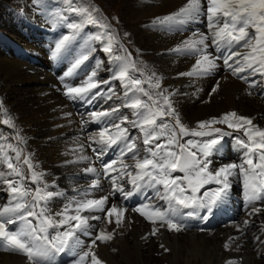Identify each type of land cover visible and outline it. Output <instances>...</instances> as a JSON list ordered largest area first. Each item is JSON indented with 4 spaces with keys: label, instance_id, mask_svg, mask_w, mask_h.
I'll return each instance as SVG.
<instances>
[{
    "label": "snow or ice",
    "instance_id": "snow-or-ice-1",
    "mask_svg": "<svg viewBox=\"0 0 264 264\" xmlns=\"http://www.w3.org/2000/svg\"><path fill=\"white\" fill-rule=\"evenodd\" d=\"M204 2L205 0H186V4L177 12L157 18V22L162 25H185L196 22L202 16L207 20V34L193 33L191 38L175 49L177 52L196 56L192 70L181 75L206 76L218 67L217 60L223 59L224 65L231 69L232 74L246 82L247 77H240V73L250 70V75L258 73L264 76V0H206V8ZM86 23L105 29L91 39L101 42V50L112 55L113 59L123 61L118 75L114 78L120 80L126 89L125 96L128 101L124 107L132 109L136 117L131 122L127 117H123L119 123L101 129L98 133L99 140L94 141L101 145V149L93 151L97 152L99 158L107 148L117 146L120 149L116 160L103 165L105 176H111L113 193L119 191L127 199L135 191L151 188L155 192V198L166 203V208L147 202L132 209L153 225L150 235H156L160 228L177 233L184 231L187 225L182 223L181 209H191L192 211L187 213L188 216H195L199 211H203L204 215H200L199 219L206 221L214 209L227 200L232 178L236 176L242 177L246 204L264 199V130L253 125L252 118L230 111L220 117L197 122L195 129L189 128L182 122L179 110L174 105L172 96L175 93L163 89L159 78L143 81L132 76L130 70L134 69L135 65L126 57L113 55L116 41L108 34L109 26L100 24L90 14ZM68 27L78 31L82 26L70 23ZM69 39L70 37L65 36L56 43L52 53L54 57L62 53ZM235 45H240L246 51H232L223 57L213 56L208 51L211 46L218 49L222 46L232 48ZM90 51L91 49L75 59L69 74L88 60ZM96 75L93 71L81 86L69 87L66 95L81 99L88 97L93 89L100 86L101 82L94 79ZM145 83L148 88L143 87ZM218 88L219 82L212 91L215 92ZM91 115L99 120L110 113L93 112ZM4 123L14 127L10 119H6ZM126 123H131L132 127L140 130L146 155H140L136 139L130 138L129 128L123 126ZM217 124L226 125L235 131H243L247 140L236 138V143L246 150L240 164L231 163L213 170L210 167V158L220 151L224 137L230 135L220 128H215ZM113 129L115 131H112ZM186 136L199 139L183 140ZM2 139L5 142L0 143V159L9 169L3 176L11 178L2 180L7 184L9 200L6 205L0 207V249L25 256L28 264H56V254L66 250L72 252L81 246L82 241L78 233H88V229L92 227L90 220H100L109 225L114 223L117 228L123 226L125 213L129 211L127 207L117 204L108 206V196L89 198L91 189L99 188L98 178L92 180L89 190L80 194L81 198H73L61 212L55 216L51 215L47 210L48 202L62 193L49 191V185L43 180V173L36 172L31 156H25L21 164L22 149L7 143V138ZM162 139L163 143H156ZM129 153L132 163L124 159ZM24 165L27 166L29 175H26ZM84 171L98 176L94 167H87ZM176 172L183 175L174 176L173 173ZM123 177L129 178L128 183L132 185L133 192H125L124 186L117 183ZM28 183L37 186L30 188ZM209 184H215L217 187L201 192V189ZM252 211L259 212L260 209L253 208ZM96 212L104 213V216L84 215ZM17 223V228H9V225ZM113 235V232L105 229L99 230L91 246L79 254L74 264H102L92 249L97 240L107 243ZM224 247L227 249L229 244Z\"/></svg>",
    "mask_w": 264,
    "mask_h": 264
},
{
    "label": "bare ground",
    "instance_id": "bare-ground-1",
    "mask_svg": "<svg viewBox=\"0 0 264 264\" xmlns=\"http://www.w3.org/2000/svg\"><path fill=\"white\" fill-rule=\"evenodd\" d=\"M120 2L122 6L125 7L126 5L127 11L124 13L128 14V17L124 15H122L123 17L121 16L120 21H123L127 28V31H123V33H128L130 36L133 35L136 43L141 46L143 58L139 60L144 63L147 62L152 69H157V74L151 71L149 67L139 70V72L142 71L141 75L143 77L141 76V80L147 81L149 78H159L163 89L175 93V95L172 96V100L175 107L179 110L181 120L184 124L205 121L213 117H220L226 112L235 111L241 116L252 118L253 125L264 130V93L262 97H258L257 91L253 93L250 92L240 81L235 80L232 74L224 73L218 62V67L206 76L192 77L181 75V73H187L192 70L196 62V56L191 53L177 52L175 49L180 46L183 41L191 38L193 33H205V17L202 16L196 22L188 23V25L195 27L193 33L182 28V25H162L157 22V18H163L177 12L186 4V0H122ZM62 12L64 15H69L66 8ZM147 29H150L149 33ZM8 31L11 35L19 37V42L21 44L19 47L22 50H27L29 55H35L40 59L45 56V50L48 51L47 56L49 60L42 61L44 69L35 66L31 67L27 65V63L21 62V59L13 57L10 53H8L11 55L10 59H5L4 54L6 50L2 48H6V46L0 40V89L2 92L6 93L7 103L14 111L22 127L27 131L28 136L31 137V146L34 153L39 163L48 174L47 181L50 186L49 191L62 193V195H57L49 201V212L51 211L52 215L55 216V214L61 212L73 198H81L80 194L84 190L90 189V187L87 186V182L84 180V176H80V173L85 169L87 161L90 162L91 156L88 155V160L82 159V157H85V147L87 144L82 134L74 138L71 137L73 129H71L70 124L75 117L73 115L74 113L71 111L66 101L57 94L55 91L56 89H51L58 87L55 79L57 76L56 72L54 73V67H56L55 69H57L58 72H61V74H59L60 77L65 75L67 71V68L62 69L63 62L58 68L60 58L59 56L54 57L52 55L55 50V44L52 42L51 33L43 30V35L41 31L38 33L41 35H38L37 32L28 30L26 36L20 37L21 35L16 34L14 30ZM127 38L130 39L131 37ZM208 43L210 44L211 42L208 41ZM93 44L96 47L98 45L103 46L99 41H94ZM42 45H44V49ZM130 47L131 44L128 48ZM92 50L93 59L95 55H98L96 53L98 50H100V53L102 51L101 48H97V50L92 48ZM136 53L133 54H135V57L137 56L139 58L140 56ZM113 62L115 61L112 60V65L114 64ZM122 63L123 61L117 63L116 70L113 73L114 77L118 75ZM99 66L100 64L98 68ZM101 69L102 67L99 68V71H102ZM136 69V67L131 69L133 70L132 73H134ZM95 72L97 75L94 79L98 80L102 76V73H98V70ZM258 75L260 77L257 82H260L261 75ZM114 77L113 79L112 77L110 78L112 79L110 80L112 85L110 86V84H107L106 86H114L113 83L115 81L120 83L116 91L110 90L115 92L113 97L116 100L113 99V103L107 104L102 110L108 112L110 109H118V111H112L114 113L111 116L112 123H115V121L117 122L115 117L119 119L127 117L128 121L131 122L135 119L131 118L133 110L124 108V104L128 101V97L125 96L126 89L123 87L121 81ZM86 80L87 77L84 78L83 83ZM218 82L219 88L217 91L213 92L212 89ZM106 86H104V84L101 86L100 84L99 88H96L95 93H101V99L103 98L101 97L103 94L102 92L107 90ZM144 86L145 85H143V87ZM249 92L251 95H249ZM108 118H110V115L107 116V119ZM68 125L70 126L68 127ZM126 125H131V123H126ZM132 128L133 127H131V129L129 128L130 131L136 130L137 134H141L138 128ZM225 128L230 131L227 133L236 137L234 138L235 140L232 139L233 136L223 139L220 151L211 157V167L213 170L227 164L240 163L241 159L239 157L243 151H246L236 143L237 137L247 140V138H244L243 131H235L227 126H225ZM231 152H235V154L232 155ZM146 154L147 153L144 155ZM92 167L97 170L98 176L89 173L87 175L90 178L99 179V188L91 190L89 198L106 196L105 184L102 182L103 173L98 167H95V164H93ZM101 167L103 168V166ZM3 168L4 169L0 168V174L2 176L4 173L8 172L5 170L7 168L4 166ZM3 178L11 177L3 176ZM215 187H217V185L210 184L207 190L214 189ZM241 187H243L242 177H233L230 195L222 204L223 206L225 205L224 207L222 206L224 213L220 214L219 211H216V208L211 214L216 218L211 222L209 218L207 219L208 227L218 220L216 225L218 228L224 230L217 233L212 232V230L207 232L190 231L191 233L186 234L183 232L180 234V232L168 231L167 228H160L158 233L160 232L159 237H162V244L165 245L172 254L167 260L172 264H189L192 261L198 264H229V262L234 264V262L237 263L235 256L239 254L240 248L244 244L249 248L243 256L244 264H258V262L254 260L253 252H251L254 248L250 247L247 242H239V239L243 236V234H241L242 231L233 230V224L235 223H231V219L228 217V214L225 213L228 210L227 206L234 207L236 203L239 204L241 201L245 202V199L239 196V193H242L240 192ZM130 188L132 189V186ZM4 193L6 195L9 194L8 191H4ZM242 194L244 196V192ZM161 201L156 199L155 202L159 203L157 206L166 208V203L163 201L161 205ZM257 202L259 201L257 200ZM259 203L261 204L257 205L261 206V208L264 207V199H260ZM111 204L119 205L118 201L108 197V206H111ZM1 206L0 204V207ZM253 208H255V205H251L247 208V210H250V217L252 218L253 216L257 217L258 220L261 219L263 223L261 227H264V209L259 212H253ZM186 210L189 212L192 211L191 209ZM247 210L245 212H247ZM244 213L240 214V210H237L234 217L237 218V226L242 229L245 226L251 225L247 220L248 214L242 217ZM84 215H98L103 217L104 213H84ZM200 215H204V212L199 211L196 216ZM137 216L139 215L133 211L126 212L123 226L120 228H117L114 223L109 225L100 220H90L89 223L92 227L88 229V233H78L82 241L81 246L72 252L66 250L64 253L67 257L61 261L60 264L75 262L79 254L88 250L93 239L101 229L114 233L110 241L107 243L96 241V248L94 247L92 249L102 261V264H117V260L113 257V249L119 250L120 258L124 264H146L148 260L146 261L143 258L145 250L151 248L157 251L156 244L153 245L154 240L152 241V235H150L153 225L143 216ZM56 218L59 219L60 217ZM222 220L226 221V225L220 224V222L223 224ZM245 221L248 223L245 224ZM18 226L19 223L9 225V228L15 229ZM144 237H147V239H144ZM246 239L248 238L244 237V240ZM261 239L264 240V237ZM251 241H256V237ZM225 244H229L227 249L224 247ZM22 257L24 256L22 255ZM22 257L18 258L11 253L7 254L6 252H0V264H28L25 260L26 257H24V259ZM57 259L58 258H56V260Z\"/></svg>",
    "mask_w": 264,
    "mask_h": 264
},
{
    "label": "rangeland",
    "instance_id": "rangeland-1",
    "mask_svg": "<svg viewBox=\"0 0 264 264\" xmlns=\"http://www.w3.org/2000/svg\"><path fill=\"white\" fill-rule=\"evenodd\" d=\"M27 1H29V0H0V30L1 31L3 30L4 32H6L10 36V32L8 30H11V31L14 30L16 32V34H21L23 36L22 32H24V30H20V28H21V26H24V22L21 25L20 24L21 22L19 23V21L24 19V12H23L24 8H25L26 12H27V9L29 8L28 7L29 3H27ZM30 1L35 2V4L36 3L42 4L41 8H43L45 10H49L51 12L56 11L58 9L59 4L64 2L63 8H66L67 12L69 13L68 16H70L72 18V20H75V21H73V23L80 24L82 26L79 29L78 32H79V34L81 33L83 35V31H84V35L86 37L85 39H87L86 42L90 43L91 50H92V48L96 49V50H97V48H101L102 49L103 46H99V45L97 47L94 46L93 42L95 40H91V37L96 35V34H98V33L104 32L105 29L103 27H100L99 25H92V24L86 23L88 14H90L92 16V18L98 20L100 22V24L108 25L109 26V28L107 29L108 34L112 35L115 38V41H116L114 46H113V55L114 56H120V57H126L127 60L131 64L134 63V65L138 69V71L136 69L134 71V73H132L133 70H131V74L135 78L142 79V77H143L141 75L142 71L139 72V70L144 69L146 67H149V65H148L147 62L144 63V62L139 60V59L143 58L142 49H141V46H139L136 43L133 35L130 36V34H128V33L127 34L123 33V31H127V28L125 27L124 22L120 21L121 20V16L124 15V16L128 17V14L124 13V12L127 11L126 5L124 7V6H122L120 4L121 3L120 1H122V0H119V1L118 0H36V1L35 0H30ZM65 2H68V4L65 3ZM67 6H69V8ZM69 9H70V11L72 13L69 11ZM31 10H32V8H31ZM31 10H30V12H31ZM33 14H34V12H33ZM75 17H77V18H75ZM8 18L14 19L16 24L19 25V26H17V31H16V29L14 27L15 25L13 23V20L8 19ZM33 18H35V17H33ZM39 20H42V19L39 17ZM68 24H70V23H68ZM31 25L38 26L39 24L33 22V23H31ZM41 27L43 28V26H41ZM147 30H148L147 32L149 33L150 29H147ZM12 37L14 39L16 38L14 36H12ZM127 37H131V38L128 39ZM36 38H38V37H36ZM0 40L6 46V48H2V49L6 50V53L4 54L5 59H10L11 55L8 54V53H10L9 51L11 50V47L8 44H11V43L7 44L1 38V36H0ZM16 40H17V38H16ZM19 44H20V42H19ZM19 44H18V46H19ZM130 44H131V47L128 48V46ZM20 46H21V44H20ZM42 48L44 49V45H42ZM96 50H94V51H96ZM47 52L48 51L45 50V56L40 58V59H38L34 55V56H32V58L29 61H27V62L24 61V63H27V65H28V63H31L32 60H35V63H37V64H35L33 66H31V65H29V66H31V67L35 66V67H39L40 68V66L42 65V61L49 60V58L47 56ZM99 52H100V50L97 51V53H99ZM133 53H136L140 57L139 58L137 56L135 57V54H133ZM14 54H16V51L14 52ZM99 55L100 54L94 56L95 62L98 65L100 64L99 68L102 67V69H101L102 71H99V68L97 69L98 73H100V74L102 73V76L97 81L101 82L100 83L101 86L103 84H104V86H106L107 84H110V86H111L112 84L110 83V80H112L113 77H114L111 74V69L113 68L112 60L115 61L116 63H118L120 60L113 59L112 55L111 56L107 55V54L103 53V51H101V55L100 56ZM24 56H26V55H24ZM63 58H64V56H61L60 61L58 63V68L60 67L61 63L63 62ZM64 66H65V64H63L62 69H66V67H64ZM149 69L151 71H153L155 74H157V69H155V68L152 69V67H149ZM58 73L61 74V72H58ZM109 75H112V76H109ZM111 77H112V79H110ZM146 80H147V77H146ZM113 84H114V86H112V87L106 86L107 90L102 92L103 94L101 95V97H103V98L99 99L101 101V103H103L102 105H104V103H105L104 106H106L107 104L109 105L110 103H113V99L116 100L113 97L115 92H112L110 90L116 91V89L118 88L120 83H117V81H115ZM144 85H145L144 86L145 88H148L147 83L144 84ZM55 91L57 92V94H59V95L61 94L60 90L57 91V89H56ZM149 91H151V89H149ZM99 97H100V95H99ZM109 97H111V98L109 99ZM143 98L145 100L147 99L146 97H143ZM92 99L93 98L91 96H89L87 98V100H89V101L92 100ZM124 108L128 109V107H124ZM101 112H104V111L102 110ZM108 112L110 113V118H108L109 124L112 125L113 123L111 121V116L114 113L112 112V109L108 110ZM131 118H135L136 119V117L133 114H132ZM6 119H10L12 121V124H14V127H10L8 124H5L4 121ZM116 119H117V122L115 121ZM115 120H114L115 123H119L121 119H119L118 117H115ZM134 120H132V121H134ZM207 120H209V119H207ZM169 122L174 123V121H169ZM197 122H199V121H196V123H191V124L187 123L185 125H187L191 129H195L196 125H197ZM70 125H68V127L70 126L71 129H73L72 130L73 133H72L71 137L72 138H74L75 136L77 137L79 135V133H78L79 132V126L77 124V121H76L75 117L72 120V123ZM80 126L82 128H84V126H88L92 130H97L102 125L101 124H94V123H90L89 125H85V124L82 123ZM123 126L124 127H128L130 129L132 127V125H126V124H124ZM225 126L226 125H223V124H217L214 127L215 128H220V129H222L225 132H230V131H228L225 128ZM105 127H107V126H105ZM105 127H102L101 129H103ZM130 129H129L130 138H135L136 139V143H137V145L139 146V149H140V155H144L146 152L144 151L145 146L142 143V140H143L142 134H137L136 130L130 131ZM132 129H134V127ZM112 131H115V130L113 129ZM98 133L92 135V139H94V141L99 140ZM0 134L3 136L2 138H7L6 139L7 143H11L13 145H16L20 149H22L21 164L23 163V159H24L25 156H29V155L31 156L32 163L36 166L35 167L36 172L43 173V180H44V182H46L48 184V181H47L48 174L46 173V170L44 169V167L39 163V160L37 159V157H36V155L34 153V150H33L32 146H31V137L28 136L27 131L22 127V125H21L19 119H17V116L15 115L14 111L10 108L9 104L7 103L6 93L2 92L1 89H0ZM230 136L231 135H227V136L224 137V139L226 137H230ZM235 137L236 136H233L232 139L235 140L234 139ZM244 138H247V137H244ZM188 139H199V138H194V137H189V136H186V137L183 138V140H188ZM183 140L181 142H183ZM3 141L4 140L2 139V143H3ZM156 143H163V139L160 140V141H157ZM98 145L101 146L99 143H98ZM85 148H86L85 149L86 153H85L84 156L88 157V155H90V154H89V152L87 150V146ZM9 154L10 155H14L13 153H9ZM129 154H131V153H129ZM231 154L234 155L235 152H233V153L231 152ZM106 158H110V156H107ZM91 160H90V162L87 161V163L85 164V166H86L85 169L87 167H92L93 164H91ZM219 160H221V159H219ZM95 167H97V166L95 165ZM210 167H211V165H210ZM98 169H100L101 172L104 174V169L102 167L98 166ZM211 169H212V167H211ZM24 170H25L26 175H28L27 166L26 165H24ZM80 174H81L80 176H84V180L87 182V186L90 187V184H91L93 178H90L87 175L88 173H86L84 171V169H83L82 173H80ZM180 175H183V174L179 173V172L174 173V176H180ZM125 179H126V177H123V180H125ZM111 182H112L111 179L104 181V184L107 185V188H106L107 195L106 196H108L110 198L114 197V195L117 193V191L113 193L112 187L110 185ZM122 185L124 186V189H125V185H124L123 182H122ZM36 186L37 185H35V184L28 183V187H30V188L34 189ZM209 187H210V184L206 185L203 189H201V192L206 191L207 189H209ZM49 188H50V186H49ZM91 190H95V189H91ZM4 191L7 192V187L6 186H1V188H0V199H1L0 200V204L2 206L6 205L8 203V199H9V194L6 195L4 193ZM144 191H146V192H144ZM237 191H239V190H237ZM149 192H150V190H143L142 192H140L138 194V196L143 197V196H145L146 193H149ZM240 192L243 193V187L240 188ZM151 193H153V191ZM242 193H239V196L245 199V197L243 196ZM159 201H161V200H159ZM258 201L260 202V200H258ZM259 202L255 201L254 203L246 204V202H242L241 201L239 204L236 203V205L234 207L230 208V211L228 210L229 211L228 217L231 219V221H232L231 223H235V224H233V230L242 231L241 234H243V236L245 238H248V239L244 240V237L242 236V238L239 239L240 240L239 242H244V243L247 242V244H249L250 247L254 248L251 251V252H253L254 260L256 262H258V264H264V240L261 239V238L264 237V227H261V224H263V223H262V220L261 219L258 220L257 217H253L252 216V218H251L250 217L251 215L249 214L250 210H247V208L249 206H251V205H255V208H258L260 210L264 209V207L261 208V206L257 205V203L261 204ZM162 204H163V201H161V205ZM48 205H49V203H48ZM48 205H47V210L49 212ZM246 205H248V206H246ZM222 206L223 205H221L219 207V210H218L220 212V214L224 213L223 212L224 210H222ZM237 210L238 211L240 210V214L244 213L247 210V212H245L242 215V217L243 216L245 217V215L248 214V218L247 217L246 218L251 223V225L245 226V227H243V229L240 228L239 226H237V224H236L237 223L236 222L237 218H234L235 217V213L237 212ZM129 211H132V209H129ZM133 212H135V211H133ZM49 213L52 215L51 211ZM135 213L139 215L137 217H141V215L139 213H137V212H135ZM225 213H227V212H225ZM256 219H257V221H256ZM216 222L214 224L210 225L209 229L207 231H212L213 230L212 232L217 233V232H220L221 230H224V229L218 228V226L216 225ZM220 224L221 225H226V221H223V224L220 222ZM256 227H258V228H256ZM207 228H208V226H207ZM223 228H225V227H223ZM214 229H215V231H214ZM190 231L204 232L203 230H199L198 228H196L194 224H191V229H185L184 231L180 232V234H182L183 232H185L186 234L187 233H191ZM159 234H160V232L157 233L156 235H152V241L154 240L153 241V243H154L153 245L156 244L155 246H156L157 251H155V250H153L151 248L150 249L147 248V250H145V255H144L143 258L146 261L148 260V262L146 264H172L169 260H167V258H170L172 256L171 251L169 249H167V247L165 245L162 244L163 243L162 242V237H159ZM255 237H256V241L252 242L251 240L254 239ZM97 242H100V241L97 240ZM161 245H163V247ZM247 247L248 246H246L244 244L241 246L239 254H237L235 256V259H236L237 263L234 262V264H244L243 256L246 254V250H249V248H247ZM165 249H167V251ZM112 251L114 253L113 257L117 260V264H124L123 261L120 258L119 250H114L113 249ZM0 252H6L7 254L11 253L15 257H18V258L22 257L21 254L15 253V252L12 253L11 251H5V250L0 249ZM152 252H154V253H152ZM65 255H66L65 253L64 254L63 253H58L57 254V258L60 261H63L67 257ZM71 255H74V254H71ZM24 257H22V258L24 259ZM70 258H72V257H70ZM25 260L27 261V259H25ZM63 263H65V262H63ZM72 264H74V262H72ZM189 264H198V263L197 262L193 263V261H192Z\"/></svg>",
    "mask_w": 264,
    "mask_h": 264
}]
</instances>
